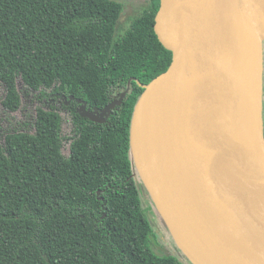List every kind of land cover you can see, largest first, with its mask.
Returning <instances> with one entry per match:
<instances>
[{
	"label": "trees",
	"instance_id": "16d2710c",
	"mask_svg": "<svg viewBox=\"0 0 264 264\" xmlns=\"http://www.w3.org/2000/svg\"><path fill=\"white\" fill-rule=\"evenodd\" d=\"M146 1L120 31L123 0H0L3 107L20 108L19 77L73 104L70 137L58 111L38 107L34 133L0 138V264H192L154 250L130 157L135 105L173 61L154 27L161 0ZM123 92L104 123L76 110Z\"/></svg>",
	"mask_w": 264,
	"mask_h": 264
},
{
	"label": "water",
	"instance_id": "95a60500",
	"mask_svg": "<svg viewBox=\"0 0 264 264\" xmlns=\"http://www.w3.org/2000/svg\"><path fill=\"white\" fill-rule=\"evenodd\" d=\"M223 12L232 14L260 47L254 122L226 40ZM154 27L173 61L145 86L135 105L134 170L192 264H264V155L256 146L257 136L264 146V0H161ZM125 93L97 111L80 100L79 113L104 123ZM182 113L189 116L190 133L175 146Z\"/></svg>",
	"mask_w": 264,
	"mask_h": 264
},
{
	"label": "rangeland",
	"instance_id": "374dc122",
	"mask_svg": "<svg viewBox=\"0 0 264 264\" xmlns=\"http://www.w3.org/2000/svg\"><path fill=\"white\" fill-rule=\"evenodd\" d=\"M146 0H123L124 8L119 23L120 31H123L130 24L131 18L146 6ZM18 90L21 95V106L16 111H9L2 105L6 90L0 82V138L5 143L7 133L16 131L35 132L36 113L38 107L45 109H55L62 116V134L70 137L73 133L69 108L66 101L61 96H56L51 89L41 88L40 90L29 89L22 78L17 80ZM70 140L64 141L63 152L69 155ZM143 203L148 216L151 218L154 236L152 237L153 248L158 254H171L185 262L179 255L177 246L169 234L161 216L149 196L147 190L142 189ZM188 264V263H186Z\"/></svg>",
	"mask_w": 264,
	"mask_h": 264
},
{
	"label": "bare ground",
	"instance_id": "6f19581e",
	"mask_svg": "<svg viewBox=\"0 0 264 264\" xmlns=\"http://www.w3.org/2000/svg\"><path fill=\"white\" fill-rule=\"evenodd\" d=\"M222 20L240 87L250 116L254 122V120L256 121L260 104V94L258 90L260 47L255 38L239 25L232 14L223 12ZM188 125L189 116L186 113H182L175 124L173 145L178 146L185 143L190 133ZM254 127L256 131V123ZM256 146L258 153L264 155V146L262 142H260L258 136Z\"/></svg>",
	"mask_w": 264,
	"mask_h": 264
},
{
	"label": "flooded vegetation",
	"instance_id": "af4514ba",
	"mask_svg": "<svg viewBox=\"0 0 264 264\" xmlns=\"http://www.w3.org/2000/svg\"><path fill=\"white\" fill-rule=\"evenodd\" d=\"M54 94H55L56 96H61V97H63L65 100H67L66 97H65L64 95H60L59 93H54ZM120 96H121V95L118 96L117 94H115V95L113 96L112 101L115 100V99L120 98ZM71 99L73 100L74 98L71 97ZM112 101H111V102H112ZM77 102H78V106L76 107V110L79 112L78 109L80 108V106L82 105L83 102L80 101V100H77ZM66 104H67V107L69 108V112H71V111H70V110H71L70 108H73V104H71V100H67V101H66ZM87 108H90L91 111H97V110L102 109V108H97V107H90V106H88V105H87Z\"/></svg>",
	"mask_w": 264,
	"mask_h": 264
}]
</instances>
